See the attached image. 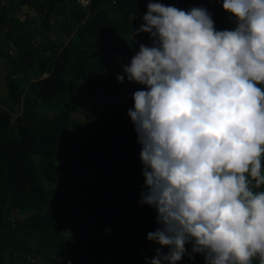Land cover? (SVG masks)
<instances>
[{
    "label": "trees",
    "instance_id": "obj_1",
    "mask_svg": "<svg viewBox=\"0 0 264 264\" xmlns=\"http://www.w3.org/2000/svg\"><path fill=\"white\" fill-rule=\"evenodd\" d=\"M148 2L0 0V264L156 255L147 239L156 211L140 203L141 145L127 115L145 89L117 81L139 45L151 46L136 34ZM152 2L204 7L217 30L233 27L222 0ZM185 247L178 264H205Z\"/></svg>",
    "mask_w": 264,
    "mask_h": 264
},
{
    "label": "clouds",
    "instance_id": "obj_2",
    "mask_svg": "<svg viewBox=\"0 0 264 264\" xmlns=\"http://www.w3.org/2000/svg\"><path fill=\"white\" fill-rule=\"evenodd\" d=\"M146 7L151 46L117 81L145 89L127 115L158 225L147 264H178L186 244L205 264H264V0H222L231 30L204 7Z\"/></svg>",
    "mask_w": 264,
    "mask_h": 264
},
{
    "label": "rangeland",
    "instance_id": "obj_3",
    "mask_svg": "<svg viewBox=\"0 0 264 264\" xmlns=\"http://www.w3.org/2000/svg\"><path fill=\"white\" fill-rule=\"evenodd\" d=\"M24 10L27 11V8L25 7ZM19 15L21 16L22 19H25L26 18V15L24 13H20Z\"/></svg>",
    "mask_w": 264,
    "mask_h": 264
},
{
    "label": "built area",
    "instance_id": "obj_4",
    "mask_svg": "<svg viewBox=\"0 0 264 264\" xmlns=\"http://www.w3.org/2000/svg\"><path fill=\"white\" fill-rule=\"evenodd\" d=\"M77 1L82 3V4H87L89 2V0H77Z\"/></svg>",
    "mask_w": 264,
    "mask_h": 264
}]
</instances>
